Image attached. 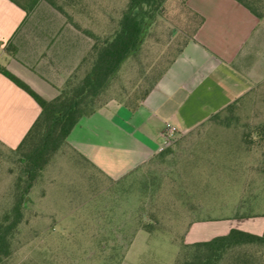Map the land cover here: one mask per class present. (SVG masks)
I'll return each mask as SVG.
<instances>
[{
	"label": "rangeland",
	"instance_id": "obj_1",
	"mask_svg": "<svg viewBox=\"0 0 264 264\" xmlns=\"http://www.w3.org/2000/svg\"><path fill=\"white\" fill-rule=\"evenodd\" d=\"M53 1L68 14L91 13L100 6L113 20L127 3ZM184 2L163 1L140 49L118 71L106 101L139 99L160 77L199 22ZM249 2L264 12L263 1ZM260 126L264 84L215 119L175 134L165 156L117 182L63 146L31 189V203L2 264H174L182 251L183 216L198 204L200 218L214 219L201 231L200 241L232 228L261 231L259 217H234L264 213L263 150L254 133ZM18 158L0 150V218L13 200ZM144 225H151L152 232L143 231Z\"/></svg>",
	"mask_w": 264,
	"mask_h": 264
},
{
	"label": "crops",
	"instance_id": "obj_2",
	"mask_svg": "<svg viewBox=\"0 0 264 264\" xmlns=\"http://www.w3.org/2000/svg\"><path fill=\"white\" fill-rule=\"evenodd\" d=\"M184 3L199 22L144 99L137 107L107 101L82 117L66 139L73 153L108 180H123L167 148L166 124L176 128L175 134L188 133L264 84V18L236 0ZM64 12L42 0L26 15L0 0V66L45 100L58 95L88 54L87 32L99 34L113 21L100 6L91 13ZM9 44L14 55L5 50ZM39 113L37 103L0 74V150L16 149ZM200 211L198 204L183 216L182 243L199 242L214 220L200 218ZM255 217L262 228L254 234L261 235L264 213L244 219Z\"/></svg>",
	"mask_w": 264,
	"mask_h": 264
},
{
	"label": "trees",
	"instance_id": "obj_3",
	"mask_svg": "<svg viewBox=\"0 0 264 264\" xmlns=\"http://www.w3.org/2000/svg\"><path fill=\"white\" fill-rule=\"evenodd\" d=\"M9 1L28 15L42 0ZM43 1L65 14L63 8L53 0ZM62 1L72 3L74 0ZM163 1L127 0L124 8L119 12L118 19L110 22L112 26H108V23L99 34L87 32L92 40L88 54L67 78L59 89L58 95L52 100H45L26 83L0 66V74L25 91L40 108L39 116L19 146L14 150H9L19 156V174L15 181L11 206L0 218V264L12 252V239L23 222V212L31 203L30 193L34 184L40 177L42 178L45 169L57 152L63 146L68 147L66 139L77 122L82 117L91 116L107 102L104 96L117 77L122 64L140 49ZM236 1L257 17L264 18V12H260L249 2L250 0ZM181 47L163 73L179 55ZM5 50L14 55L12 45H7ZM154 83L142 94L141 98L120 102L129 107H137ZM235 103L227 106L226 109L231 110ZM217 115L215 114L209 120L215 119ZM254 133L263 150L261 172L264 174V126L257 128ZM167 151L168 148L163 149L155 158L165 156ZM79 158L85 162L83 158ZM91 169L93 168L91 167ZM234 217L245 218L251 217V215L236 214ZM151 227V225H144L142 230L150 233L152 232ZM181 247V254L174 264H264V230L261 235H257L232 228L226 234L215 236L207 241L190 244L181 242Z\"/></svg>",
	"mask_w": 264,
	"mask_h": 264
},
{
	"label": "built area",
	"instance_id": "obj_4",
	"mask_svg": "<svg viewBox=\"0 0 264 264\" xmlns=\"http://www.w3.org/2000/svg\"><path fill=\"white\" fill-rule=\"evenodd\" d=\"M176 128L171 126L170 124H166L165 131H164V138L166 145H169L175 136Z\"/></svg>",
	"mask_w": 264,
	"mask_h": 264
}]
</instances>
